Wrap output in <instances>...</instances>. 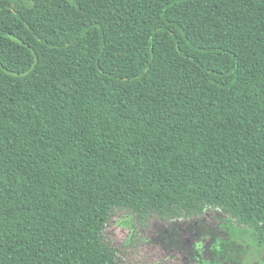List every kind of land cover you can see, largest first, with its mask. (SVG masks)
Listing matches in <instances>:
<instances>
[{
	"label": "trees",
	"instance_id": "trees-1",
	"mask_svg": "<svg viewBox=\"0 0 264 264\" xmlns=\"http://www.w3.org/2000/svg\"><path fill=\"white\" fill-rule=\"evenodd\" d=\"M210 210L264 245V0H0V264Z\"/></svg>",
	"mask_w": 264,
	"mask_h": 264
},
{
	"label": "rangeland",
	"instance_id": "rangeland-1",
	"mask_svg": "<svg viewBox=\"0 0 264 264\" xmlns=\"http://www.w3.org/2000/svg\"><path fill=\"white\" fill-rule=\"evenodd\" d=\"M103 240L117 250L121 264H242L245 256V264H264V245L254 233L213 210L197 220L142 222L121 212Z\"/></svg>",
	"mask_w": 264,
	"mask_h": 264
}]
</instances>
